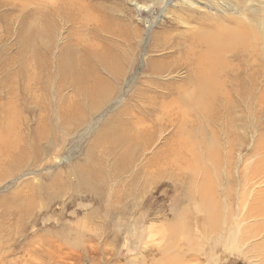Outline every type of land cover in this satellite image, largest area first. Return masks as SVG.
I'll return each mask as SVG.
<instances>
[{
	"label": "rangeland",
	"instance_id": "obj_1",
	"mask_svg": "<svg viewBox=\"0 0 264 264\" xmlns=\"http://www.w3.org/2000/svg\"><path fill=\"white\" fill-rule=\"evenodd\" d=\"M190 1L199 6L192 7ZM239 1L0 0V118H5L7 127L9 121L20 127L25 162L8 159L0 164V264H263L258 256L249 254L247 260L238 251L246 247L243 236L251 221H245L249 208L243 203L247 198L242 190L243 171L248 172L257 161L256 147L260 140L264 142L256 133L257 127L264 132V109H259L260 104L264 106V75L257 85L251 84L254 80L250 78L245 80V95H234L235 106L232 103L218 113L220 103L209 100L211 111L194 118L197 164L190 178L183 176L176 181L168 166H163L166 174L162 177L152 174L153 168L148 173L137 168L134 181L129 174L116 177L108 172L104 184L83 182L76 172L78 165L86 164L90 151L98 158L105 155V148L92 146L99 139L95 138L97 133L134 96L149 88V60L163 55L151 51L157 46V35H163L159 38L168 43L173 41L174 47L179 42L181 53L176 48L166 51L168 64L176 67L182 63L180 56L185 57L187 30L190 35H202L190 31L189 24H199L198 20L212 24L210 21L225 16V7L230 11V4L241 10L248 3ZM251 2L264 8V0ZM262 14L264 17L258 11L252 20L256 22ZM253 29L261 32L255 23ZM109 42L113 46L109 51L120 53L122 58L123 74L113 83L117 94L68 134L57 127L55 104L58 94H75V89H62L56 79L57 58L63 49L83 55L91 45ZM46 60L52 61L50 78ZM262 66L264 63L256 67ZM172 74L159 81L175 84L183 79L185 70ZM159 88L156 83L150 96L160 94ZM40 117H52L54 126L44 127ZM6 125L0 124V129ZM171 135L166 132L162 142ZM160 138L157 133L155 143ZM142 143L144 147L146 141ZM110 159L107 162H112ZM201 181L206 189H210L209 183L214 189H208L213 193L208 207L198 199L204 184ZM211 210L219 211L222 217L214 227L206 221L215 217L209 214ZM227 217L237 219L240 233L235 228L230 234L232 223H226Z\"/></svg>",
	"mask_w": 264,
	"mask_h": 264
},
{
	"label": "bare ground",
	"instance_id": "obj_2",
	"mask_svg": "<svg viewBox=\"0 0 264 264\" xmlns=\"http://www.w3.org/2000/svg\"><path fill=\"white\" fill-rule=\"evenodd\" d=\"M247 1L248 3L244 4L241 10L231 4L230 11L229 8L225 7L222 11L225 12V16L216 18L213 20L214 22L210 21L212 24H207L206 21L201 20H198L199 24L196 23V25L193 26L189 24L190 27L188 28L190 31H195L202 35H190L191 33L187 30L189 37L184 42V45L186 44V47L184 46L185 57L180 56L182 63H176V67L168 64L167 52L176 48L178 49L177 51L181 53L182 48H180L179 42L176 43L174 47L173 41L168 43L164 38H159L163 35L159 36L158 34V37L156 36L157 46L151 51L162 53L163 55L159 58L154 56L149 60L148 75L150 76L149 81L151 84H149L146 93L143 92L134 96L119 115L112 117L97 133L95 138L99 139L93 142L92 146L96 145L98 148H105L104 150L106 153L105 155L102 153L101 158H98L90 151L89 157H86L88 158L86 159V164L77 166L76 172L79 171L78 175H81L83 182L87 181L91 183V181H100L104 184L103 178L107 176L108 172L109 175L110 172H112V175L116 177L129 174L132 181H134L138 178V175H136L138 174V172H136L137 168H141V170L147 173L153 168L152 174H158L162 177L166 174L163 166H168L173 169L174 172L171 173L170 176L176 181H180L183 176H190L189 174L195 169L194 165L197 164V140L194 139L197 132L195 130L196 121L194 118L200 116L199 114L202 112L207 114L211 111L209 100H212V102L214 101L213 104L220 103V109H216L218 113H222V108L227 110L232 103L235 106L236 101L234 95L237 97L242 94L245 95V90L242 89L245 86V80L247 81V79L250 78L254 80L251 84L257 85L260 77L264 75V66L259 69L256 67L260 63H264L263 14L259 20L258 16L256 22L252 20V18H256L255 16H257L256 13L258 11L264 13V8L254 7V2H251V0ZM235 2L241 3V1L238 2V0H235ZM196 3L190 1V5L194 8L199 6ZM257 3H259V1H257ZM225 20L226 23L224 22ZM254 23L261 30L260 33L253 32ZM201 25L205 27L203 28ZM167 38L171 40L170 37ZM112 48L113 46H111L109 42L105 43L104 46L95 43V45H91V49H86L83 55L81 53H79V55L74 54L71 48L61 50L57 58V69L55 71L56 79L60 82L59 84L62 85V89L64 87H74L73 89H75V94H58L59 101L55 104V115L60 123V126L57 127L61 128L66 133L69 134L73 130L80 128L87 119L96 115L102 107L107 105L117 94L116 90L118 91V89L114 87L113 83L123 74L121 67L122 58L120 53L114 51L115 49L113 50L114 52H110L109 49ZM182 58L184 59L182 60ZM39 60H41V58ZM51 63L52 61L49 60H46L45 63L47 70L46 74L49 78L52 73ZM172 67L175 71L185 70L183 79L175 84L160 82L159 78H162L165 74H167L166 76L172 77V73L175 72L172 70ZM43 71L45 72V69ZM218 78L220 80H218ZM156 83H159L161 92L160 94L154 93V95L150 96L151 92L153 93L151 88L154 87ZM60 89L58 87L57 90ZM40 90L43 91L42 88H40ZM246 90H249L247 86ZM220 97L222 98L220 99ZM168 98L169 101L166 100ZM258 99L260 98L258 97ZM161 100L163 102H161ZM258 102H262V100ZM168 104H170V106ZM42 105L46 108L45 111L48 112L47 106L44 103ZM145 108L147 109L144 110ZM259 109H264L263 104H260ZM142 110L144 111L142 112ZM41 111L44 110L42 109ZM0 120V124H7L4 117L0 118ZM40 122L44 127L54 126L52 125L54 122L52 117H40ZM229 122L232 121L230 120ZM230 126L232 127V124H230ZM231 127H228V129H231ZM197 129L199 130V128ZM256 130L257 136L264 137L263 130H259L258 127ZM166 132H171L172 135L162 142ZM21 133L20 127L15 124V121L11 124L9 121L8 127L6 125V127L0 129L1 165H4L8 159H21L22 163L24 162V153H21V148L24 146ZM157 133H159L161 138L155 143ZM188 133H192V136L188 135ZM47 134H49V132H47ZM198 135H200V132ZM216 136L213 138H216ZM228 139L231 138L228 137ZM143 141H146L144 147L142 145ZM226 142L229 144L228 141ZM27 150L28 149H26V151ZM139 151H141V155L145 157L144 160L141 159L142 161L140 160L141 155L138 154ZM47 153L49 154V152ZM107 153H109L108 156L106 155ZM256 154L259 158L252 164L251 169L246 173L241 169V171H243L242 180L244 182L242 190L247 197L243 203L249 208L248 213L246 211L248 217L245 221H251L247 224L245 228L246 234L243 236L244 241L242 244H246V247L244 249L240 248L238 253L246 257L249 254H254L261 258L260 262L264 264V142L261 140L256 147ZM109 158H111L110 160L117 165V167L108 169V165H114L112 162H107ZM245 170H247L246 166ZM229 173L231 176L232 173ZM238 173L242 175L240 172ZM140 174H142V172ZM166 179L168 178L166 177ZM204 180L206 179L204 178ZM202 181L201 183H204ZM205 184L206 183L202 184L201 197L198 199L203 207H208L209 201L212 202L213 198L209 197V195L213 194L209 191L211 189L214 191V189L211 183H209L210 189L208 187L206 189ZM138 189L140 190L139 187ZM139 194L138 192V197ZM232 194L228 193V195L231 196ZM216 206L218 208V203ZM211 208L212 207H210V209ZM214 208H212V210ZM212 210L209 214L215 217H208V220L205 218L207 224L209 223L210 226L216 225V220L222 218L218 216L219 211L216 214L212 212ZM235 221H237L236 218L231 221L229 217H227L226 223L228 225L230 222L232 223L230 234L234 232L235 228L238 229L239 233L241 231V228L238 227ZM258 230H260L259 234ZM231 237H234L233 234ZM255 239L257 240L253 242ZM232 242H236L235 239ZM246 250L248 251L247 253L245 252ZM246 259L248 260L249 258L247 257Z\"/></svg>",
	"mask_w": 264,
	"mask_h": 264
}]
</instances>
